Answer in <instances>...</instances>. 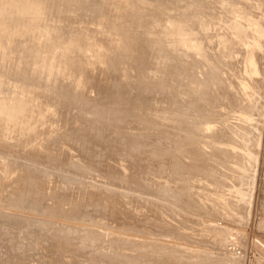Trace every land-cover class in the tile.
<instances>
[{
	"label": "bare ground",
	"instance_id": "obj_1",
	"mask_svg": "<svg viewBox=\"0 0 264 264\" xmlns=\"http://www.w3.org/2000/svg\"><path fill=\"white\" fill-rule=\"evenodd\" d=\"M99 1L86 0L81 8H78L77 11H72L67 6H62L61 2H64V0H0V200L6 198L5 202H2V205L9 207H11L10 205H14L20 209H25L26 207L23 206V202L30 203L32 206L30 211H39L41 214H52V209H55L60 213L57 214L59 217H63L62 215L64 214L79 217L85 214L86 211L91 210L93 211L91 215L106 219V223H100L104 227H125L128 230H134L139 233L146 232L147 230L153 232L155 230L150 226V223L161 216L160 211H158L160 204H157L155 208V201L156 203H162L164 196H170L169 193L178 195L179 193H177L174 185L177 184V181L182 183L184 180L183 167L180 156H178V151L189 142L190 135L184 130H189L191 125L185 124L187 121L184 119L183 125L180 126L181 119L175 117L173 121L167 120V125L165 122L162 125L161 122L159 124V121L166 117L162 115L170 113L166 111L174 110L172 108L166 109L163 106L168 102H166V98L165 101L163 100L162 105L157 103L161 108L159 113L161 114L160 118L155 116L153 111L148 107L150 101L146 100L152 97L151 94H147L139 99L138 106L134 105L136 103L135 96L138 94L136 90L143 91V89L139 88L147 86L146 79L150 77L147 74H143V71H139V74L134 73L138 77L132 75L131 78H139V80H132V83L138 89L131 88V92L126 90L128 79H131V70L127 71L129 69V61L146 66L143 58L137 57L136 51L131 52L128 40H140L141 46H144L157 41L155 34L170 30L177 33L182 26H180L181 24L177 25V23L173 24L175 23V16H173V20L167 23V30L164 29V20L170 18L168 16L162 17V12H156L157 10H155L156 14H150L146 17V24L141 23L140 27L143 30L139 31L138 25L128 28V23L132 24V21L129 20L131 13L122 11V8L130 4L129 0H107L105 6L101 5L102 2L100 3ZM248 1L230 0L229 4L225 5L222 13L219 12L215 15V32L213 36H207V42L209 44L208 49L210 48L212 51L216 48V52L219 54L218 61L221 64L212 63L210 54H208V50L206 49L202 70L198 73V77L192 81V86L198 85L200 90L205 89L207 91L206 97L208 98L206 100H208V104L203 107V111H206V113L211 114L214 110L217 114L220 108L219 105L227 103L233 107L235 114L240 115L238 118L233 119L228 117L233 122L225 126H222L221 122H217L219 127L214 131L213 136L226 139L233 147L238 148L235 154L236 156L238 155L239 160L243 163L244 173L239 172V175V173L232 171L235 176L232 187H235L236 191L234 188L232 189L238 200L241 187L244 186V183L250 186L249 188L252 193L249 197L247 213L248 217H251V214L255 211L254 206L259 204V201H255L257 198L255 196L257 189L256 178L259 177L258 174L260 172H258L259 168L257 169L256 163H259L257 161L260 160L258 157V147L264 144V100L262 98L264 94V49L258 50L254 45L252 47L249 46L246 48L248 49L246 53L247 57H243L244 62L247 64L258 63V69L262 73L258 79L255 77L249 78L247 74L245 75L244 78L246 80H252V86H240L235 95H230L229 84L231 81L227 77L231 74V71H228V67L232 63L231 60H234L236 57L234 52L238 48L240 49V41L244 37L241 32H249V30L255 27L252 25L253 21L250 19L252 14L249 13L246 7ZM138 2H140V5L141 0H134V5L133 3L132 5L135 6ZM91 4L92 8L95 5H98V7L94 12L91 11L90 16H88L89 19L92 16L91 19L83 22L82 18L85 20L86 17H80L78 13L87 12ZM194 5L196 6L197 3ZM194 5L190 7L193 11L195 10ZM182 6L183 4L179 7ZM119 16L120 19H118ZM152 19H155V21ZM174 25H177L178 28ZM151 30L155 34L150 35L151 37L148 38L147 36ZM114 34L116 37H113ZM210 39H216L217 45L212 46ZM194 43H197V41ZM42 46L47 47V50L44 52L45 58L50 57L49 60H52V62H54V56L59 55V63L61 61L65 65L66 71L70 74L71 78L87 76L90 77L91 82L86 84L84 88H81L78 83L73 88L72 86L58 85L57 82L54 84L55 79H53L54 85H51V81L47 80L48 78L44 79L41 75L40 80L42 83L24 84L22 80L25 72L34 65L38 58L35 56L41 51ZM141 46L140 49H143ZM95 58L99 63L94 65L91 62ZM83 64H85V67L86 65L88 67L91 66L90 70L88 69V71L86 70L77 75V70L84 67ZM110 65L111 67L113 65V67L122 68L121 72L114 71L110 72L109 75H102L99 68ZM180 66H182L181 63H179L178 68ZM207 70H209L207 73L209 77L211 79L216 77L215 79L218 81V84L223 87L220 89L216 86L217 94L210 85L205 86L206 82H212L204 80ZM43 71L47 73L45 69ZM67 76L68 74L65 72V77ZM57 77H60L59 72ZM82 77L80 78L82 79ZM115 77H122V81L126 84L123 90L124 94L131 96L133 103L132 111L136 108V112L140 114L136 118L133 117L134 114L132 113V119L128 120L131 127H133V135L127 136V143L131 146L133 142L138 145L142 143L134 140V137L140 136V133L135 130L137 127L135 128L134 126L144 123L145 125L148 124L151 127L149 132L151 143L149 144L161 141L159 138L161 136L164 139L168 137L172 140L166 148L167 153L163 154V159H156L152 155L151 152L154 151L156 146L152 147V145H149L142 157L133 149L128 148L135 158L134 164L130 159L125 160L122 157L123 154L119 155L118 150L108 138L99 137L98 133L100 134V132L97 131L99 128L93 129L88 127V123H98L97 120L100 119L97 118V120L91 121L85 118L83 113H89V110L97 104L101 108L106 105L105 94L109 95V93L115 92L114 86L109 82H115ZM172 81L178 87V80L174 78ZM74 89L78 91L76 92L79 94L78 96L75 94L71 96V93H75ZM199 95H202V93L200 92ZM57 98L66 101L68 106L64 105L60 111H57L61 105ZM191 99H193L192 95L183 100L179 99L178 95H174L173 98L177 106H180V104L182 106L186 105L184 109L189 108ZM198 100L196 102H199ZM80 102L81 105H79ZM92 103L93 105H90ZM72 115H78L79 118L73 120ZM89 116H94V114L89 113ZM75 122L86 123L87 126L84 129H88L90 132L87 139L83 138L81 142L76 141L78 140V134H75L80 129L76 127ZM100 124H103L101 120ZM186 125L188 126L187 129ZM197 125L194 127H197ZM204 128L210 129V127ZM167 130L170 132L169 134H166ZM66 132H72L71 137L75 135L72 143L76 146L74 148L76 149V154L86 160L88 159L87 161L93 165L91 166L94 168L93 171L99 173L101 176L92 173L88 175L77 173V180H81L76 183L71 182L66 184L64 182L66 178L62 179V174L53 173L45 174L48 175V179L44 180V175L38 170L37 166L45 165L51 169L55 168L48 162L50 160L46 155H54L58 158V161H63L59 157L67 156L68 150L58 145L60 144L59 140H65L67 137H70L69 135H65ZM212 132H210V135ZM111 135L113 134L111 133ZM175 137H179V140H175ZM140 139L142 141L145 140ZM12 141H17V145L11 146ZM57 141H59V144L55 145ZM96 153H101L103 155L102 159L96 157ZM233 154L234 151L231 153L223 152V154L221 153V157L231 156L232 158ZM7 157L17 158L20 161L25 159L28 163L20 164V161L14 162V160H10ZM207 162L209 161L205 159V163ZM147 168H153L157 172L155 174L150 173L147 171ZM163 170L165 175L161 177L159 173ZM246 173L247 175L245 176ZM125 174H127L129 179L126 180L127 183L122 184L119 180ZM145 176H147L148 183L151 184L150 187L144 181ZM66 177L73 179V175ZM89 179H94L95 182L93 181L85 187L84 180L89 181ZM95 184H99V186ZM100 184L110 185V187H115V189L122 187L125 192H108ZM58 198L69 204L70 208L66 210L63 206H51L49 202L52 200L57 201ZM80 204L83 205L82 208L79 207ZM76 207L78 208L76 209ZM261 207L264 209V202L261 203ZM5 221L20 223L26 220L8 215ZM32 221L36 223L45 222L33 218L28 221L29 224ZM256 226L264 232V218L260 219ZM48 229V232L42 235H46L44 240L47 242L59 241L61 237L57 236H64V239L70 242H84L88 244L92 239V242H95L96 238L101 235V233H89L86 238H79L67 226L56 227L50 224ZM15 236L16 238L12 244L9 243L7 246L0 245V247H4V250L0 251V263L33 264L31 262L33 261L35 264H87L88 262V258L80 259L70 252L67 255L63 253L51 254L50 246L48 245L46 248L41 249L43 251H28L26 258H23L22 261L21 259L17 261L15 257L21 258L16 251L19 246L17 242L20 236ZM22 239L28 243L26 236H22ZM79 251L80 257H83L84 252L80 249ZM90 260H92V262H88L90 264H101L100 262L97 263L98 261L96 260V262L93 259ZM128 261L134 264H153L151 262L141 263L140 259H128Z\"/></svg>",
	"mask_w": 264,
	"mask_h": 264
},
{
	"label": "rangeland",
	"instance_id": "obj_2",
	"mask_svg": "<svg viewBox=\"0 0 264 264\" xmlns=\"http://www.w3.org/2000/svg\"><path fill=\"white\" fill-rule=\"evenodd\" d=\"M106 1L107 0H100L99 2H102L103 4L101 3V5L105 6ZM129 1L130 4L122 8V11L131 13V18H129V20L132 21V24L128 23V28L138 25L139 31L143 30V28L140 27L141 23L143 22V24H146V17L150 14H156V12H162V17L168 16V18H170L164 20V29L167 30V23L173 20V16H175V23L173 24L177 23V25L181 24L180 26H182L177 33L176 31L173 32V30H170L156 35L151 30L152 33L150 32L147 37L149 38L151 37L150 35L155 34L157 41L150 44L146 43L148 46H141L140 40H128L131 46V52L133 53L136 51L137 57L140 59L143 58L146 66H141V64L137 62L129 61V69L127 70H131L130 78L134 73L139 74V71H143V74H147V76L150 77L146 79L148 85L139 88L143 89V91L135 89L138 94L135 96L136 103L134 105H137L139 99L147 94H151L152 97L146 100L150 101L148 107L153 111L155 116L160 118L161 114L159 113L161 108L157 103L162 105L163 100L165 101L166 98V102H168L163 106L166 109L172 108L174 110L166 111L170 112L168 115L171 116L162 115L166 117L163 118L164 121L161 118L162 120L159 121V124L161 122L162 125L165 122L167 125V120L173 121L175 117L181 119L182 122L180 126L183 125L184 119L187 121L185 124L191 125L189 130H184L190 135L189 142L178 151L184 175L182 183L177 181V184L174 185L179 194L174 195L169 193L170 196H164L162 203H156L155 201L154 206L156 208V205L160 204L158 211L161 213L160 218L150 223V226H152L155 231L151 232L147 230L141 233L128 230L125 227H104L100 223H106V219L91 215V212H93L91 210L86 211L85 214L79 217H73L67 214L62 215L63 217H59L57 215L59 212L55 209H52V214H41L39 211H30L32 206L30 203L26 202H23V206H26L25 209H20L14 205H10L11 207L2 205L6 199L4 198L0 200V245L7 246L9 243L12 244L13 240L16 238L15 235L20 236L17 242L19 246L16 251L21 258L15 257L17 261L18 259L22 261L23 258H26L28 251H43L41 249L46 248L48 245L50 246L51 254L63 253L67 255L68 252H70L80 259L86 257L88 258V262H92L90 259H93L101 264H134L129 262L128 259H140L141 263L151 262L153 264H264V232L256 226L257 222L264 218V209L261 207V203L264 202V144L260 146L262 148L258 147L260 156L258 152L257 154L260 160L257 161L259 163H256L257 169L259 168L258 172H260L258 174L259 177L256 178L257 195L255 191L254 194L257 197L255 201H259V204L254 206V213L251 214V217H248L247 208L249 197L252 193L249 188L250 186L244 183V186L241 187L238 200L232 189L234 188L235 190V187H232L235 180L232 171L235 173H244L243 163L239 160L238 155L236 156L235 154L238 148L233 147L226 139L213 136L214 131L219 127L217 122H221L222 126H225L233 122L229 120L228 117L233 119L236 117L238 118L240 115L237 113L235 114L233 107L227 103L219 105L220 108L217 114L214 110V113L212 112L213 114L206 113V111H203V107L208 104V100H206V98H208L206 97L207 91L205 89L200 90L198 85L192 86V81L198 77V73L202 70L203 57L206 55V49L208 50V54H210L211 62L217 65L219 63L221 64V62L218 61L219 54L216 52V48L212 51L210 48L208 49L209 44L207 42V36L211 37L214 35L216 21H214V17L217 13H222L225 5H228L230 0H141V4L139 5L140 2H138L135 6H133L134 0ZM84 2H86V0H73L69 2L64 0L61 4L62 6H67L72 11H77L78 8L84 5ZM196 3L197 5L195 6L194 4ZM180 4H183V6L179 7L181 6ZM193 5L195 6L194 11L190 8L193 7ZM97 7L98 5H95L92 8L91 4L87 12H80L78 16L86 17L85 20L82 18L83 22L89 21L92 16L90 19L88 16H90L91 11L94 12ZM246 7L249 13L252 14L250 19L253 21L252 25L255 27L249 30V32H241L244 37H242L240 41V49L238 48L234 52L236 57L234 60H231L232 65L230 64L228 67V71H231V74L227 76L231 81L229 84L230 95H235V93L238 92L237 90L240 89V86L250 87L253 85L252 80H246L244 78L246 74L249 78L255 77L257 79L262 75L258 69V63L254 62L253 64H247L244 62L243 57H247L246 53L248 49L246 48L249 46L252 47V45H254L258 50L264 49V0H249ZM155 10L157 11L155 12ZM136 12L138 13L136 14ZM118 19H120V16ZM152 20L155 21V19ZM177 25L174 26L177 27ZM113 37H116V35L114 34ZM196 41L197 43H194ZM210 41L212 46L217 45L216 39H210ZM140 46L143 47V49H140ZM146 47L148 48L147 50ZM46 50L47 47L42 46L41 51L35 56L38 58L34 65L25 72V76L22 80L24 84L42 83L40 80L41 75L44 79L48 78L47 80L51 81V85L57 82L58 85L72 86L75 88L78 83L81 88H84L86 84L91 82L90 77L87 76H80L82 79L78 76L71 78L70 74L66 71L65 65L61 61L59 63V55H55L54 62H52V60H49L50 57L45 58L44 52ZM91 63L95 65L99 62L95 58L92 59ZM179 63H181L182 66L178 68ZM83 65L84 67L77 70V75L86 70L88 71L91 67L87 65L85 67V64ZM43 69H45L47 73L43 71ZM99 69L102 75H109L110 72L114 71L120 73V70H122V68H116L113 67V65L112 67L110 65L100 67ZM58 72L60 77H57ZM65 72L68 74L67 77H65ZM208 72L209 70L206 71L204 80H210L212 82H206L205 86L207 87L210 85L217 94L216 86L220 89L223 87L218 84V81L215 79L216 77L211 79L207 74ZM217 72H219V70H217ZM134 76L138 77L137 74ZM174 78L178 80V87L175 86V83L172 81ZM53 79H55V83L52 81ZM132 80L138 81L139 78L128 79V82L126 81L128 84L127 87L122 81V77H115V82L109 81L114 86L115 92L109 93V95L105 94L104 98L106 99V105L102 108L99 107L98 104L93 106L89 110V113H93L94 116H89V113L86 112L83 114L85 118L91 121L97 120V118L101 120L103 124H100V120H97L98 123L87 122L88 127L93 129L99 128L97 130L100 132V134L98 133L99 137L108 138L112 145L118 150L119 155L123 154L122 157L125 160L130 159V161L135 164V158L129 152L128 148L133 149L142 157L149 145H152V147L156 146L151 153L156 159L161 160L164 157L163 154L167 153L166 148L172 140L168 137L164 139L163 136H161L159 137L161 141L149 144L151 143L149 138L151 127H149L148 124L145 125L144 123L134 126L135 128L137 127L135 130L140 133V136L137 135L138 138L136 136L134 140L138 143L142 142L139 143L140 146L135 142H133L132 146L127 143V136L133 135V127H131L128 120H130V118L132 119V113L134 114L133 117L137 118L140 116V114L136 112V108L132 111L133 103L131 101V96L129 94L125 95L123 91L125 87L129 92H131V88L138 89V87L132 83ZM74 92L75 93H71V96L74 94L76 96L79 95L76 93L78 91L75 90ZM200 92L202 95H199ZM174 95H178L179 99L182 100L192 95L193 99H191L192 101L189 108L184 109L186 105L182 106V104L177 106L173 100ZM262 98L264 100V94ZM57 100L61 104L57 111H60L64 105L68 106L66 101L58 98ZM197 100L199 102H196ZM79 105H81V102ZM90 105H93V103ZM57 114H55V116H57ZM76 118H79L78 115L73 116V120ZM122 119H125V121ZM75 123L76 127L80 129L79 132L75 134H78V140L76 141L81 142L83 138L87 139L90 132L88 129H84V127L87 126L86 123ZM195 125H197V127H194ZM204 127H210V129L207 130ZM187 128L188 126L186 125V129ZM211 131L213 132L210 135ZM111 133L113 135H111ZM169 133L170 132L167 130L166 134ZM71 134L72 132H66L65 135L70 136L66 138L67 140H59L60 144L59 141L55 142V145L59 144L58 146L61 145V147L68 150L67 156H61L59 154L61 156L59 158L63 161H58V158L54 155H46L50 160L48 162L55 168L51 169L45 165L37 166L38 170L44 175V180L48 179V175L45 174L53 173L62 174V179L66 178L64 179L66 184L79 182L81 179L77 180V173H85L87 175L92 173L101 176L99 173L93 171L94 168L91 167L93 165L87 161L88 159L86 160L82 156L80 157V155L78 156V154H76V149H74L76 146L72 143L75 135L71 137ZM120 134H122L121 137ZM140 138L145 140L142 141ZM178 138L179 137H175V140H179ZM50 141L52 140L50 139ZM16 143L17 141H12L10 145L15 146L17 145ZM232 151H234L235 154H233L232 158L231 156L221 157V153H231ZM96 155V157L102 159L103 155L101 153H96ZM7 158L14 160V162L20 161V159L13 157ZM212 158L215 159L212 160ZM205 159L209 162L205 163ZM24 160L25 159L21 160L19 163H28L27 160H25V162ZM2 161H4V159H2ZM147 171L154 174L157 172L153 168H147ZM159 174L161 177L165 175L164 170ZM64 175H73V179L67 178ZM246 175L247 173L245 176ZM146 178L147 176L144 177V181H146L147 185L150 187L151 184L148 183V179ZM127 179L129 178L127 174H125L121 176L119 181L124 184L127 183ZM93 181L94 179H89V181L84 180L85 187L90 185L89 183ZM95 185L99 186V184ZM100 185L105 187L104 189L108 192H125L122 187L115 189V187H110V185ZM255 201L254 203H256ZM49 203L51 206H63L66 210L70 208L69 204L61 201L60 198H58L57 201L52 200ZM82 206L81 204L79 205L80 208H82ZM77 208L78 207H76V209ZM8 215H13L26 221L20 223L6 222L5 219ZM33 218L45 222L36 223L32 221V223L29 224L28 221ZM50 224L56 227L67 226L73 233H76V236L79 238H86L89 233H101V235L96 238L95 242H92V239L88 244L84 242L75 243L72 240L73 244H71L72 242L64 239V236H57L61 237L59 241L47 242L44 240L46 235H42L48 232V226H50ZM22 236H26L28 243L22 239ZM79 249L84 252L83 257H80ZM2 250H4V247H0V251ZM151 258L156 260H152ZM31 262L35 264L33 261ZM88 262L87 264H90Z\"/></svg>",
	"mask_w": 264,
	"mask_h": 264
}]
</instances>
